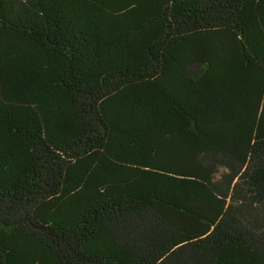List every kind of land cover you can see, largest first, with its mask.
<instances>
[{
	"label": "trees",
	"instance_id": "1",
	"mask_svg": "<svg viewBox=\"0 0 264 264\" xmlns=\"http://www.w3.org/2000/svg\"><path fill=\"white\" fill-rule=\"evenodd\" d=\"M0 264H264V0H0Z\"/></svg>",
	"mask_w": 264,
	"mask_h": 264
}]
</instances>
